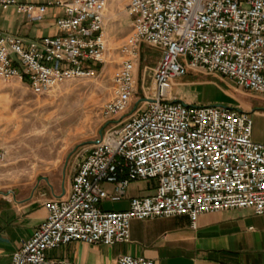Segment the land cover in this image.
<instances>
[{
	"label": "built area",
	"instance_id": "1",
	"mask_svg": "<svg viewBox=\"0 0 264 264\" xmlns=\"http://www.w3.org/2000/svg\"><path fill=\"white\" fill-rule=\"evenodd\" d=\"M109 0H59L15 7L29 22L59 9L58 34L27 41L0 31V81L19 79L35 94L95 76L109 51ZM132 32L113 97L101 110L112 126L86 152L68 194L46 202L48 216L13 255L11 264H77L50 251L74 241L115 245L131 241L134 220L188 216L192 229L205 213L251 209L264 214V143L253 139V118L236 107L186 104L171 95L190 71L231 80L264 96V0H129ZM160 52L155 92L125 118L137 94L143 45ZM3 158V155H0ZM155 180L156 192L133 197L126 210H105L133 181ZM114 185L109 193L104 184ZM116 264H155L121 256Z\"/></svg>",
	"mask_w": 264,
	"mask_h": 264
},
{
	"label": "crops",
	"instance_id": "2",
	"mask_svg": "<svg viewBox=\"0 0 264 264\" xmlns=\"http://www.w3.org/2000/svg\"><path fill=\"white\" fill-rule=\"evenodd\" d=\"M19 1L47 4L59 0ZM60 15L59 9L50 8L43 20L29 22L15 7L0 8V31L21 36L27 41L40 40L59 33L56 20ZM190 79L183 83L178 80L172 88V97L186 104L224 105L252 115H264L258 110L262 102L253 107V103L247 101L246 108H242L236 105L232 91L216 81ZM200 85L214 86L218 95L203 101L198 92ZM175 87L178 88L175 90ZM47 181L46 185L38 180L0 192V264H11L14 253L45 221L48 216L46 202L64 197L70 191L72 179L68 183L64 180L59 186ZM104 187L113 193V184L106 183ZM156 187L157 182L133 181L123 199L104 201L102 207L105 210H126L133 197L153 195ZM49 255L77 264H116L123 255L145 257L155 264H264V214L257 215L251 209L205 213L200 216L197 229L191 228L188 216L134 220L128 243L91 245L74 241L50 251Z\"/></svg>",
	"mask_w": 264,
	"mask_h": 264
},
{
	"label": "rangeland",
	"instance_id": "3",
	"mask_svg": "<svg viewBox=\"0 0 264 264\" xmlns=\"http://www.w3.org/2000/svg\"><path fill=\"white\" fill-rule=\"evenodd\" d=\"M128 3L129 0H109L105 26L109 51L105 61L96 66L95 76L66 81L40 95L25 81H0V192L38 180L45 185L47 179L57 186L64 180L68 183L93 141L112 126L101 110L113 97L114 79L124 61L121 48L132 32ZM159 57L156 48L142 46L137 94L125 118L143 106L146 96H153L156 87L152 74ZM189 79L214 80L232 91L237 106L246 108L249 101L255 107L262 102L258 110L264 112L263 95L239 89L227 78L190 71L180 82ZM198 92L206 102L218 95L211 85H200ZM251 116L253 139L264 142V115Z\"/></svg>",
	"mask_w": 264,
	"mask_h": 264
},
{
	"label": "water",
	"instance_id": "4",
	"mask_svg": "<svg viewBox=\"0 0 264 264\" xmlns=\"http://www.w3.org/2000/svg\"><path fill=\"white\" fill-rule=\"evenodd\" d=\"M222 106H224V105H222ZM102 133H101V135H100V137H102ZM99 140L97 139V140H95V141H93V144H95V143H97Z\"/></svg>",
	"mask_w": 264,
	"mask_h": 264
}]
</instances>
